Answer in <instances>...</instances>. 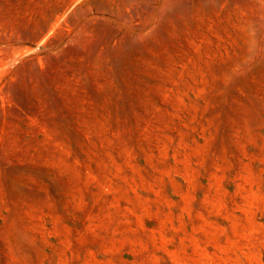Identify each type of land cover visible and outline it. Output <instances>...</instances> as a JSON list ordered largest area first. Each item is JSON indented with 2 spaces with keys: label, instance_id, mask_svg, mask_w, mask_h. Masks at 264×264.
Masks as SVG:
<instances>
[{
  "label": "rangeland",
  "instance_id": "374dc122",
  "mask_svg": "<svg viewBox=\"0 0 264 264\" xmlns=\"http://www.w3.org/2000/svg\"><path fill=\"white\" fill-rule=\"evenodd\" d=\"M140 243L264 264V0H0V264Z\"/></svg>",
  "mask_w": 264,
  "mask_h": 264
},
{
  "label": "crops",
  "instance_id": "0c3cea01",
  "mask_svg": "<svg viewBox=\"0 0 264 264\" xmlns=\"http://www.w3.org/2000/svg\"><path fill=\"white\" fill-rule=\"evenodd\" d=\"M140 245L142 246V247H140V249L141 250H138L139 251V257H138V260H139V262H141L142 264H144L146 261L144 260V256H145V254L146 253H144L143 252V248H144V243H140ZM126 248H128V247H126ZM134 249H137V247H132V246H130L129 248H128V250H134ZM144 249H149V247H148V245L147 246H145V248ZM194 253V251L191 249L190 251H189V253H188V255H189V257H190V255L191 254H193ZM133 256V255H132ZM161 257L162 258H164V256H162L161 255ZM161 258V259H162ZM191 258V257H190ZM192 259V258H191ZM163 261H165L164 259H162ZM163 261H162V263H163ZM172 264H200V263H197V262H195V261H193V262H189L188 260H186V259H184V258H179L178 260H175L174 262H172Z\"/></svg>",
  "mask_w": 264,
  "mask_h": 264
}]
</instances>
